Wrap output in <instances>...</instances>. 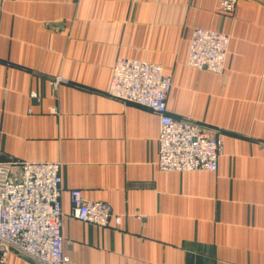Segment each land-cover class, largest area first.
I'll list each match as a JSON object with an SVG mask.
<instances>
[{
  "label": "crops",
  "instance_id": "obj_1",
  "mask_svg": "<svg viewBox=\"0 0 264 264\" xmlns=\"http://www.w3.org/2000/svg\"><path fill=\"white\" fill-rule=\"evenodd\" d=\"M218 3L0 0V160L60 162L69 264H264V0ZM195 28L228 36L222 72L186 64ZM117 58L170 76L169 115L221 139L215 171L158 169L156 115L106 94ZM71 189L119 226L73 219Z\"/></svg>",
  "mask_w": 264,
  "mask_h": 264
},
{
  "label": "built area",
  "instance_id": "obj_2",
  "mask_svg": "<svg viewBox=\"0 0 264 264\" xmlns=\"http://www.w3.org/2000/svg\"><path fill=\"white\" fill-rule=\"evenodd\" d=\"M237 0H219V8L233 11ZM229 38L202 28L191 32L186 64L196 70L220 73ZM53 88L66 80L48 78ZM171 78L160 65L142 60L117 58L106 94L153 112L158 121L156 166L162 171H215L221 149L220 137L210 136L189 119L169 115L167 96ZM33 96L35 94L32 93ZM59 161L0 160V261L21 253L39 264H69L62 235ZM69 215L98 227L117 228L121 217L98 200L85 198L79 189L68 194Z\"/></svg>",
  "mask_w": 264,
  "mask_h": 264
}]
</instances>
